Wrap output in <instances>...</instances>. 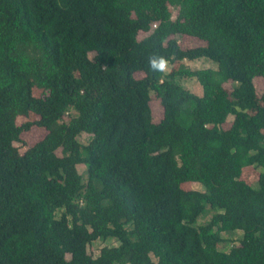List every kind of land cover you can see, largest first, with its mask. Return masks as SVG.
Returning a JSON list of instances; mask_svg holds the SVG:
<instances>
[{
	"label": "trees",
	"instance_id": "1",
	"mask_svg": "<svg viewBox=\"0 0 264 264\" xmlns=\"http://www.w3.org/2000/svg\"><path fill=\"white\" fill-rule=\"evenodd\" d=\"M260 37L264 0H0V264H264ZM201 58L217 68L183 64ZM36 109L47 115L29 120ZM33 127L43 136L28 145ZM112 238L115 253L88 254Z\"/></svg>",
	"mask_w": 264,
	"mask_h": 264
},
{
	"label": "rangeland",
	"instance_id": "2",
	"mask_svg": "<svg viewBox=\"0 0 264 264\" xmlns=\"http://www.w3.org/2000/svg\"><path fill=\"white\" fill-rule=\"evenodd\" d=\"M179 42L183 45H187L188 43L196 42V40L190 39L188 36L185 35L179 39ZM255 53L260 59H262L264 57V37H260V39L256 45ZM93 55H94V53L91 54V56H93ZM183 64L185 67H187L191 70L206 69V68L216 69L217 68L215 63H213V62H211L205 58H201V59L193 60V61L185 60V61H183ZM169 68H170V66L165 67L164 71L168 72ZM142 76H143L142 73L136 74L137 78H140ZM177 81L182 86L189 89L191 92L195 93L196 95L201 96L203 94L202 86L199 84V82L195 78H178ZM255 85H256V88L258 90H261V91L264 90V82L263 81L255 80ZM23 89H24V84L21 81H19V83L17 84L15 89L11 93L6 94L3 97L6 99H15L21 94ZM41 93H42L41 90H37V89L34 90V95L36 97L41 96ZM94 97L95 98L98 97L97 91L94 93ZM151 107H152V111H153V119L155 122H158L162 117V107L160 106V104L157 100H154L151 103ZM46 115H47V113L44 110L36 109L30 114L29 120L34 121V120H37V119H39L43 116H46ZM231 119H232V117H230L228 122L224 125L225 127L228 126ZM18 122H19V124H21V123H24L25 120L22 118H19ZM13 134H14L13 131L6 133V136H5L6 139L8 141H12ZM42 136H43V131L41 129L33 127L30 130H26L22 133V140H24L26 142V144H28V145H33L36 142H38L42 138ZM78 139L82 144H86L88 142L89 135L84 133V134L80 135V137ZM263 143H264V139H263ZM165 144H166V142H165V140H163L159 143H156L155 145H152L151 147L154 151H158V150L163 149L165 147ZM14 145L16 147L21 146L20 143H15V142H14ZM18 158H19V154L16 153L15 155H13L11 157V161H15ZM185 162H186V160L181 161V163H185ZM78 170L82 176L85 175L86 168L84 165H79ZM261 171L262 170L257 168L256 166H247L243 169L241 178L245 182H247L248 184L252 185L253 187H257V178H258ZM25 182H26V184L24 185L25 187L30 185L29 181H25ZM184 187L186 189L203 191V188L198 184H185ZM193 203L196 205L200 204L198 197H194ZM7 211L10 212L11 214H13V216H15V218L23 219L22 213L17 211L13 207L10 206L7 209ZM213 213H214V211L212 209H210V207H207L205 213L199 217V219L196 223V226L200 227V226L206 225L211 220ZM223 236L228 238V239H231L229 244L220 247V249L222 251H227L228 249L231 248V246L239 243L240 238L243 236V232L241 230H238L234 234L230 235L228 233V235L223 234ZM118 246H119V241L117 239H114V238L107 239V240L99 239V240L94 241L88 245L87 252L92 257L96 258L102 253H109V254L115 253L117 251Z\"/></svg>",
	"mask_w": 264,
	"mask_h": 264
},
{
	"label": "clouds",
	"instance_id": "3",
	"mask_svg": "<svg viewBox=\"0 0 264 264\" xmlns=\"http://www.w3.org/2000/svg\"><path fill=\"white\" fill-rule=\"evenodd\" d=\"M164 63H165V61L163 60V58H160L159 66H160V67H163V64H164ZM150 66L155 68L157 65H156L155 62L150 61Z\"/></svg>",
	"mask_w": 264,
	"mask_h": 264
}]
</instances>
